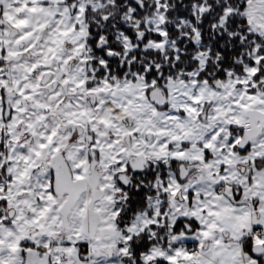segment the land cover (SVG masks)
<instances>
[{
  "label": "snow or ice",
  "instance_id": "1",
  "mask_svg": "<svg viewBox=\"0 0 264 264\" xmlns=\"http://www.w3.org/2000/svg\"><path fill=\"white\" fill-rule=\"evenodd\" d=\"M0 264H264V0H0Z\"/></svg>",
  "mask_w": 264,
  "mask_h": 264
}]
</instances>
